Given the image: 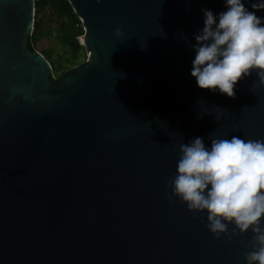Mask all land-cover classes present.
Masks as SVG:
<instances>
[{"label": "water", "instance_id": "obj_1", "mask_svg": "<svg viewBox=\"0 0 264 264\" xmlns=\"http://www.w3.org/2000/svg\"><path fill=\"white\" fill-rule=\"evenodd\" d=\"M67 2L87 60L55 78L28 47L35 0H0V264H247L251 232L217 240L165 195L180 143L264 140L255 72L235 98L191 75L202 9L226 0Z\"/></svg>", "mask_w": 264, "mask_h": 264}, {"label": "clouds", "instance_id": "obj_2", "mask_svg": "<svg viewBox=\"0 0 264 264\" xmlns=\"http://www.w3.org/2000/svg\"><path fill=\"white\" fill-rule=\"evenodd\" d=\"M226 8L218 17L202 9L204 27L194 37L196 44L190 45L196 53L191 75L202 90L235 98L236 85L253 72L264 85V20L243 0H226ZM114 34L123 36L119 28ZM210 139V148L200 137L180 143L176 174L168 181L171 193L165 195L170 202L178 198L201 217L206 212V227L217 240L251 232L245 260L264 264V140L214 133Z\"/></svg>", "mask_w": 264, "mask_h": 264}, {"label": "trees", "instance_id": "obj_3", "mask_svg": "<svg viewBox=\"0 0 264 264\" xmlns=\"http://www.w3.org/2000/svg\"><path fill=\"white\" fill-rule=\"evenodd\" d=\"M50 8L54 14L58 27V39L69 51L70 56L62 61V56H57L56 60L51 58V53H42L50 63L53 73L61 72L79 65L85 58L83 47L76 43L77 37L83 36V29L80 21L74 15L67 0H35L34 29L28 38V47L36 51L35 44L41 28L42 19L40 13L45 8Z\"/></svg>", "mask_w": 264, "mask_h": 264}, {"label": "rangeland", "instance_id": "obj_4", "mask_svg": "<svg viewBox=\"0 0 264 264\" xmlns=\"http://www.w3.org/2000/svg\"><path fill=\"white\" fill-rule=\"evenodd\" d=\"M40 18L42 24L35 44L36 51L46 54L51 53L53 60H56L57 56H62V61L68 58L70 56L68 49L58 39L59 31L52 10L49 7L45 8L41 11ZM76 43L83 47L82 36L77 37ZM85 60H87L86 55L84 59L81 58L79 61L84 62ZM61 74V72H57L53 73V76L58 78Z\"/></svg>", "mask_w": 264, "mask_h": 264}]
</instances>
